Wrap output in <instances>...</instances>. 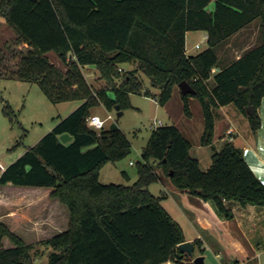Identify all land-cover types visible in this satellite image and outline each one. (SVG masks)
Here are the masks:
<instances>
[{"label": "trees", "instance_id": "1", "mask_svg": "<svg viewBox=\"0 0 264 264\" xmlns=\"http://www.w3.org/2000/svg\"><path fill=\"white\" fill-rule=\"evenodd\" d=\"M1 18L29 44L11 76L38 81L53 101L82 103L0 174V184L50 189V197L68 208V227L28 240L0 220V264H36L42 247H51L50 264H161L184 259L193 263L179 246L186 236L164 206L165 194L156 195L149 188L166 178L184 193L213 200L228 218L234 213L225 199L264 205V182L242 147L232 140L221 149L213 145L214 109L220 105L235 103L253 131L261 124L264 0H0ZM255 19L261 22V42L219 66L215 47ZM193 29L207 31L208 46L188 53L187 33ZM50 52L67 65L65 74ZM123 62L134 67L121 70ZM88 64L98 68L106 86L94 88L87 81L82 68ZM141 72L159 88L161 104L170 100L181 81L194 86L195 92L181 91V96L189 116V97L202 103L201 141L214 149L207 169L191 153V140L175 123H168L153 128L133 184L100 181L101 167L129 155L132 142L120 127H89L91 107L101 101L110 109L130 105L129 93L144 88ZM249 105L256 106L254 113L247 110ZM3 111L17 119L7 101ZM63 132L72 139L62 141Z\"/></svg>", "mask_w": 264, "mask_h": 264}, {"label": "rangeland", "instance_id": "2", "mask_svg": "<svg viewBox=\"0 0 264 264\" xmlns=\"http://www.w3.org/2000/svg\"><path fill=\"white\" fill-rule=\"evenodd\" d=\"M211 7H213V3ZM207 34V31L204 29L189 30L187 33L188 52L197 53L205 49L208 46ZM249 36H252V38L257 37V42L255 43L261 42L262 31L260 19H255L244 27L242 31L235 33L226 41L219 43L215 47L219 58V66L228 64L230 58L232 59L234 57V46L237 41H239L241 37L247 38ZM197 43H200V47L196 46ZM27 50V45L20 39L14 27L9 25L4 18H1L0 56L2 74L5 76L0 77V166L1 164L7 165L11 163L21 155L28 146L37 143L43 135L54 127L59 119L69 114L82 102L81 99L53 101L45 93L38 81L24 80L11 76L15 74L14 72H17L16 68L23 61L24 55L28 52ZM49 56L60 65L65 74L68 70L67 65L60 60L55 52H50ZM119 66L122 70L133 68L134 64L131 62H123L120 63ZM82 70L87 81L92 84L94 88L107 85V81L100 76V71L96 66L88 64L83 66ZM141 75L144 79V88L140 92L129 93L130 105L122 108L123 113L120 117H118V109L116 106L110 109L103 101L91 107V112L98 113L102 117L112 114V118L107 119L104 128H110L113 122H117L118 127L123 130L132 142V150L129 155L115 162L109 161L101 167V182L133 184L138 178V161L142 159L143 150L153 130L150 126L152 122L156 119L162 120L161 124L177 123V121L175 122L169 115L167 106L161 104L157 99L159 88L151 84L146 74L141 72ZM58 79L62 82L61 78L58 77ZM147 89L151 91L150 94L146 93ZM4 101H7L13 106L17 113V119L11 120V118L4 113ZM189 102L195 116L197 118L200 116L203 117V107L199 98L192 96ZM202 163L205 164L206 159L203 158ZM165 180L169 182L168 178ZM30 188L32 189L27 190H32L35 195V193H37L35 187ZM149 188L156 195L163 194L164 191H166V185L161 180L153 182L150 184ZM38 190L41 191L44 189L40 187ZM165 194L168 198H172L170 192ZM7 211L8 209H6L5 213ZM204 233L207 237L211 238V242L202 245V249L200 246L201 243L197 241L193 256H190L192 261L194 256L203 253L206 256V264H222L232 261H237L238 264H264V244L261 243L260 247L256 250V256L247 261L243 259L241 255H237L236 252L232 250L229 243L227 244L224 239H222V241V235L216 230L213 233L209 230L204 231ZM43 248L44 251L38 254L35 260L36 264H50L51 247H48V249H46V247ZM173 262L174 264H193L187 259ZM163 264L167 263L165 262Z\"/></svg>", "mask_w": 264, "mask_h": 264}, {"label": "crops", "instance_id": "3", "mask_svg": "<svg viewBox=\"0 0 264 264\" xmlns=\"http://www.w3.org/2000/svg\"><path fill=\"white\" fill-rule=\"evenodd\" d=\"M256 40L257 37H241L234 46V57L230 58L228 63L239 57L246 48L259 44L255 43ZM23 43L29 48L27 42ZM218 69L219 67H216L214 70ZM191 99L192 96L189 97V101ZM165 105L171 118L177 121L175 124L191 140V153L199 158L202 168L207 169L212 162L214 149L201 141L205 127L204 114L203 117L197 118L192 109L191 116L186 114L179 86L174 88L172 97ZM214 110L216 114L213 145L221 149L228 141H234L242 147L247 161L264 182V97L258 107L261 124L256 131L252 130L247 115L235 103L220 105ZM231 126L235 128L232 139L227 133ZM203 158L206 159L205 164L202 163ZM7 165L1 164V172ZM163 182L166 185L163 194L170 192L172 198L165 194L162 202L181 223L186 240L198 239L201 245H205L211 242V238L207 237L204 231L209 230L213 233L216 230L222 235L221 240L229 243L232 250L243 259L248 261L256 256L257 248L261 243L264 244V205H243L236 200L225 199V204L234 213L233 217L228 218L217 208L213 200L205 202L198 196L182 192L171 182ZM27 189L32 188L11 183L0 184V220L6 221L13 230L28 240H35L68 227L70 217L68 208L58 198L50 197V189L43 188L44 190L39 191L40 187H35L37 190L35 195L32 190ZM6 209L8 211L5 213ZM37 257L38 255L35 260ZM166 263L174 264L172 260Z\"/></svg>", "mask_w": 264, "mask_h": 264}, {"label": "water", "instance_id": "4", "mask_svg": "<svg viewBox=\"0 0 264 264\" xmlns=\"http://www.w3.org/2000/svg\"><path fill=\"white\" fill-rule=\"evenodd\" d=\"M179 87L181 89V91L183 93H191V92H195V88L194 86L188 81V80H183L179 83ZM110 94L113 95V92L110 91ZM116 108L118 109V117H120L123 113V110L120 109V105L116 104ZM247 110L250 113H254L256 111V106L254 105H249L247 106ZM118 127V123L117 122H113L110 126V128H117ZM73 135L70 134L69 132H63L60 134V138L62 141H68L70 139H72ZM180 248L182 251L190 254L191 256H193L194 253V249L196 247L195 243L193 240H185L183 242H181L179 244ZM206 256L205 254H198L196 256L193 257V263L194 264H206V260H205Z\"/></svg>", "mask_w": 264, "mask_h": 264}, {"label": "built area", "instance_id": "5", "mask_svg": "<svg viewBox=\"0 0 264 264\" xmlns=\"http://www.w3.org/2000/svg\"><path fill=\"white\" fill-rule=\"evenodd\" d=\"M197 47H200V43L196 44ZM188 52V50H187ZM189 53V52H188ZM112 118V114H108L105 117H102L100 114H91L87 118V124L89 127L100 130L105 127L107 119ZM162 120H154L152 124L150 125L152 128H156L157 126L161 125ZM235 131V128L233 126L229 127L228 129V136L230 139L233 138V132ZM226 264H237L236 262H230Z\"/></svg>", "mask_w": 264, "mask_h": 264}]
</instances>
